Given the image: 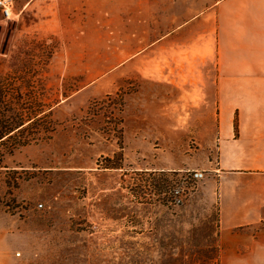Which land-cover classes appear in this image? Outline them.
Listing matches in <instances>:
<instances>
[{
	"label": "rangeland",
	"instance_id": "374dc122",
	"mask_svg": "<svg viewBox=\"0 0 264 264\" xmlns=\"http://www.w3.org/2000/svg\"><path fill=\"white\" fill-rule=\"evenodd\" d=\"M29 1L0 8V128L25 122L0 145V264H219L209 134L175 128L186 115L121 65L75 75L46 30L69 0ZM121 34L100 26L98 45L121 48Z\"/></svg>",
	"mask_w": 264,
	"mask_h": 264
},
{
	"label": "crops",
	"instance_id": "0c3cea01",
	"mask_svg": "<svg viewBox=\"0 0 264 264\" xmlns=\"http://www.w3.org/2000/svg\"><path fill=\"white\" fill-rule=\"evenodd\" d=\"M83 1L62 2L59 30L45 28L62 37L65 64L81 67L75 75L87 82L100 66L134 71L162 110L186 115L175 128L209 134L219 264H264V234L243 232L264 222V0ZM112 24L121 48L98 45L100 26Z\"/></svg>",
	"mask_w": 264,
	"mask_h": 264
},
{
	"label": "built area",
	"instance_id": "2783aa9c",
	"mask_svg": "<svg viewBox=\"0 0 264 264\" xmlns=\"http://www.w3.org/2000/svg\"><path fill=\"white\" fill-rule=\"evenodd\" d=\"M0 8L2 12L4 13V15L8 18L10 14V9H11V0H0ZM193 176L201 177L202 173L194 172ZM174 200H175V203H178L180 201L177 190H174Z\"/></svg>",
	"mask_w": 264,
	"mask_h": 264
},
{
	"label": "trees",
	"instance_id": "16d2710c",
	"mask_svg": "<svg viewBox=\"0 0 264 264\" xmlns=\"http://www.w3.org/2000/svg\"><path fill=\"white\" fill-rule=\"evenodd\" d=\"M25 122H19L17 123L16 126L14 127H9V126H5L4 124L2 128H0V145H3L5 143V141L7 140V138H9L11 136V133L14 131V130H19L21 128H23V125H24ZM3 129V130H1ZM2 158V153H0V160Z\"/></svg>",
	"mask_w": 264,
	"mask_h": 264
}]
</instances>
